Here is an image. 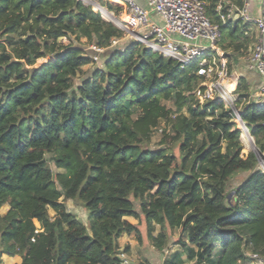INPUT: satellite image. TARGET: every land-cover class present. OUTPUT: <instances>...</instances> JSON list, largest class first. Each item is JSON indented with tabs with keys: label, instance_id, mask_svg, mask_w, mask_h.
<instances>
[{
	"label": "trees",
	"instance_id": "16d2710c",
	"mask_svg": "<svg viewBox=\"0 0 264 264\" xmlns=\"http://www.w3.org/2000/svg\"><path fill=\"white\" fill-rule=\"evenodd\" d=\"M203 1L222 50H248L249 22L221 20L244 0ZM124 33L79 0H0V208L9 206L0 214V263L19 255L18 264H121L119 237L140 238L126 217L140 216L159 250L167 229L185 235L177 240L184 258L166 264L264 257V169L256 152L243 149L233 115L220 101L198 104L195 63L181 67L133 39L112 45ZM81 39L104 51L101 67L73 87L92 62ZM236 91L248 96L244 77ZM240 119L264 153V105L248 104ZM161 120L170 126L164 146L148 149ZM46 153L62 172L53 173ZM65 199L82 205L86 224Z\"/></svg>",
	"mask_w": 264,
	"mask_h": 264
},
{
	"label": "built area",
	"instance_id": "2783aa9c",
	"mask_svg": "<svg viewBox=\"0 0 264 264\" xmlns=\"http://www.w3.org/2000/svg\"><path fill=\"white\" fill-rule=\"evenodd\" d=\"M79 1L91 6L101 16L102 8L114 16L98 0ZM119 1L122 11L130 19H118L121 26L115 24L117 27L129 34L131 39L154 53L176 61L181 67L195 63V74L200 80L192 94L198 104L220 101L234 118L240 120L243 128L246 127L240 119L244 107L250 103L264 105V0H258L256 15L250 13L252 0H244L241 8L231 5L227 15L221 16L222 22L240 18L243 22L252 23L256 31L245 60L247 68L259 75L260 83L243 98L236 91L239 76L230 70L229 54L219 45V25L210 21L203 0H144V5L135 0ZM220 7L219 4L218 9ZM258 264H264V257L259 258Z\"/></svg>",
	"mask_w": 264,
	"mask_h": 264
},
{
	"label": "rangeland",
	"instance_id": "374dc122",
	"mask_svg": "<svg viewBox=\"0 0 264 264\" xmlns=\"http://www.w3.org/2000/svg\"><path fill=\"white\" fill-rule=\"evenodd\" d=\"M101 4L103 3V1L105 0H98ZM108 2H120L119 0H106ZM256 2V0H252V3ZM92 10H94L92 8ZM108 10V9H107ZM95 11V10H94ZM111 13L114 14V16L121 20L124 21L126 20V18L128 17L124 11L121 10V12H116L114 10H108ZM103 16V17H102ZM102 18H104L105 20L109 21V18L106 17L105 15L102 14ZM248 30L250 33H254L255 29L253 27V25L251 23H249L248 25ZM125 32V31H124ZM131 40V37L129 34H126V32L124 33V35L122 36V38H120L119 40H116L114 43H112V45H119V44H123L126 42H129ZM59 41L61 43H68L69 41L66 38H60ZM82 41V47L84 48V50L90 52V54L92 55V62L85 64L82 66V69L76 74L75 77L72 78V83H73V87H75L78 83L81 82V80L87 78L90 76V74L92 73V71L96 68H100L101 67V62H100V54L104 51L103 49L101 50H97L98 48L95 47L94 45L90 44V45H85V39H81ZM219 45H221L219 43ZM252 45V44H251ZM250 47L248 48V50H243L240 53L234 52L233 50H229V51H224L225 53L229 54L228 56L232 57L230 58L229 62H230V70H234L236 69V67H238L241 63L242 60H245L246 57L248 56ZM96 56L97 58L94 59L93 57ZM46 58L44 59H39L36 61L35 66L40 65L41 63L45 62ZM260 83V78H258L256 80V82L254 83V87L255 88L258 84ZM166 104L167 107L172 108V103L170 101H165L164 102ZM235 126L237 128L240 129V140L243 143V149L244 150H251V144H252V139H250L248 137V134L245 133L243 126L241 125V123L239 122V120L237 118L233 119ZM170 126L167 124V122L165 120H161L159 125L153 129L152 133H151V138L150 141L146 144V147L148 149H156L159 147H163L164 145L161 144V138L163 136V130H169ZM247 129V127H246ZM173 151L175 153H177V148L174 147ZM261 156L263 157V152H260ZM45 158L47 159L53 173L56 172H62L61 169H58L54 166L53 161H52V155L50 153H46L45 154ZM258 166L262 169H264V161H259L258 162ZM248 172H242V173H238L237 175H235L234 177H232V179L230 180V186L229 189H231L232 187H234L235 185H237L240 181H242L246 176H247ZM60 200L62 201V198H60ZM64 205L66 210L73 214L76 219H78L80 222L82 223H87V219H86V212L84 210V208L82 207V205L80 203H78L75 200L72 199H65L63 200ZM134 206L136 208V210H138V202L134 201ZM0 212L3 213L4 215V210L0 209ZM49 214L52 215L53 211L51 209L48 210ZM0 213V214H1ZM126 219L135 224L139 230V235L140 238H138L137 234H135L134 232L130 233V234H122L119 239H118V243L120 246V260H121V264H166V262L168 260H171L173 258V256L175 254H180V256H182L184 258V254L182 253L183 251L181 250L180 246L177 243V240L180 238H185V235L179 230V229H167L166 233L168 236V240L166 242V244L164 245V247L162 249H157L155 248L147 239L146 237V227L144 224V219L142 216H140L138 219L133 218V217H126ZM160 231V227L158 225H155V229L153 231V234L156 235L158 232Z\"/></svg>",
	"mask_w": 264,
	"mask_h": 264
},
{
	"label": "crops",
	"instance_id": "0c3cea01",
	"mask_svg": "<svg viewBox=\"0 0 264 264\" xmlns=\"http://www.w3.org/2000/svg\"><path fill=\"white\" fill-rule=\"evenodd\" d=\"M135 1H137L141 5L145 4L144 0H135ZM110 3H112L115 6L121 7L120 2L113 1V2H110ZM121 10H122V7H121ZM121 10H120V12H121ZM258 10H259V8H258V0H256V2H254L253 6L250 8V13L252 15H256L258 13ZM255 36H256V31L254 32V37ZM251 47H252V45L250 46V48ZM232 73L234 75L239 76V78L240 77H244L246 79V81L248 83V86H249V92H251L252 87H254V83L259 78V75L257 74V72L247 68L246 60H242L240 65L238 67H236V69L232 70ZM8 208H9L8 204H4V205L1 206L0 209H3L4 210V214H5L6 211L8 210ZM1 215H3V213H1ZM251 257L253 258V262H251L250 264H258L259 263V258H261V257L255 256V255H253V256L251 255ZM20 262H21V257L19 255H12V256L2 255L0 264H18Z\"/></svg>",
	"mask_w": 264,
	"mask_h": 264
},
{
	"label": "water",
	"instance_id": "95a60500",
	"mask_svg": "<svg viewBox=\"0 0 264 264\" xmlns=\"http://www.w3.org/2000/svg\"><path fill=\"white\" fill-rule=\"evenodd\" d=\"M102 11L105 12V10H104L103 8H102ZM110 15H111V14H110ZM109 21H111L112 23H114V24H116V25L121 26V22H120L116 17H114V16H112V15H111V17L109 16ZM239 122H240V120H239ZM244 131H245V133L248 134V137H249L250 139H252V140H251V141H252V144H251V150H253L254 152H256V154H257V158H258V161H264L263 157L261 156V153H260L259 150L256 148V146H255V144H254V140H253V138L249 135L248 130L246 129V127H244ZM263 168H264V167H263Z\"/></svg>",
	"mask_w": 264,
	"mask_h": 264
},
{
	"label": "bare ground",
	"instance_id": "6f19581e",
	"mask_svg": "<svg viewBox=\"0 0 264 264\" xmlns=\"http://www.w3.org/2000/svg\"><path fill=\"white\" fill-rule=\"evenodd\" d=\"M129 19H130L129 17L126 18V20H129Z\"/></svg>",
	"mask_w": 264,
	"mask_h": 264
}]
</instances>
